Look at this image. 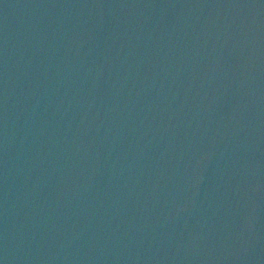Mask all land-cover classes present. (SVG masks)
Instances as JSON below:
<instances>
[{"label":"water","instance_id":"water-1","mask_svg":"<svg viewBox=\"0 0 264 264\" xmlns=\"http://www.w3.org/2000/svg\"><path fill=\"white\" fill-rule=\"evenodd\" d=\"M0 264H264V0H0Z\"/></svg>","mask_w":264,"mask_h":264}]
</instances>
